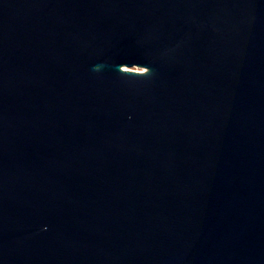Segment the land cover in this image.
<instances>
[{"label": "water", "instance_id": "95a60500", "mask_svg": "<svg viewBox=\"0 0 264 264\" xmlns=\"http://www.w3.org/2000/svg\"><path fill=\"white\" fill-rule=\"evenodd\" d=\"M0 264H264V0H0Z\"/></svg>", "mask_w": 264, "mask_h": 264}, {"label": "clouds", "instance_id": "9594fccd", "mask_svg": "<svg viewBox=\"0 0 264 264\" xmlns=\"http://www.w3.org/2000/svg\"><path fill=\"white\" fill-rule=\"evenodd\" d=\"M123 65H130V66L140 65V66L146 67V68L149 69V70L151 71V73H152V69H151V67L146 66V65H143V64H140V63H133V64L123 63V64H121V65L119 66V70H120V72H121V67H122ZM100 67H101V65H96V66H95V70H97V69L100 68Z\"/></svg>", "mask_w": 264, "mask_h": 264}, {"label": "rangeland", "instance_id": "374dc122", "mask_svg": "<svg viewBox=\"0 0 264 264\" xmlns=\"http://www.w3.org/2000/svg\"><path fill=\"white\" fill-rule=\"evenodd\" d=\"M135 69H144V68H141L140 66H134Z\"/></svg>", "mask_w": 264, "mask_h": 264}]
</instances>
